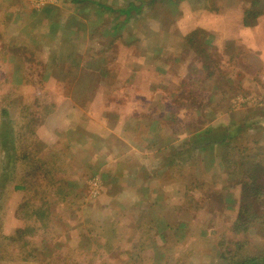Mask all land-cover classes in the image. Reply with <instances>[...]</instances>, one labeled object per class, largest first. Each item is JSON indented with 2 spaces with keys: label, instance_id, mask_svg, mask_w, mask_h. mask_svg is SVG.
<instances>
[{
  "label": "rangeland",
  "instance_id": "obj_1",
  "mask_svg": "<svg viewBox=\"0 0 264 264\" xmlns=\"http://www.w3.org/2000/svg\"><path fill=\"white\" fill-rule=\"evenodd\" d=\"M94 1L0 0V116L8 111L2 119L22 151L44 158L38 167L46 169L43 184L54 175L76 190L68 189L64 201L65 233L74 242L62 247L65 258L59 253L58 263L56 251L45 263L34 247L35 264H70L74 254L80 264H225L220 254L230 257L229 250L237 259L264 255V0ZM128 2L139 9L119 12ZM246 12L248 26L238 34L239 16ZM218 19L235 33L223 31L216 39L206 28ZM224 36L234 44L228 47ZM40 42L47 47H33ZM134 72L141 84L155 86L144 100L131 102L125 91L126 98L118 97L123 91L116 98L103 94V104L128 103L132 113L154 109L152 118L161 117L144 157L117 166L118 173L127 169L132 177L120 178L121 190L114 192L119 189L111 178L92 174L98 159L81 164L74 176H57L66 161L44 153L51 147V129L43 132L41 126L36 137L45 113L64 103L63 93L80 96L92 84L106 89L118 75ZM139 88L134 93L142 94ZM175 93L180 98L168 97ZM182 97L189 108L183 109ZM208 127L229 128L231 139L202 153L197 134ZM173 136L174 147L184 144L162 157L151 150L157 139ZM31 139L37 143L25 145ZM33 173L32 182L42 181L41 171ZM249 199L257 205L242 209ZM49 204L51 216L61 212L63 203ZM236 220L246 226L233 229Z\"/></svg>",
  "mask_w": 264,
  "mask_h": 264
},
{
  "label": "crops",
  "instance_id": "obj_2",
  "mask_svg": "<svg viewBox=\"0 0 264 264\" xmlns=\"http://www.w3.org/2000/svg\"><path fill=\"white\" fill-rule=\"evenodd\" d=\"M31 12L34 13V11ZM243 17L242 15L239 16L238 34L244 28ZM221 23L223 21L218 19L215 24L207 25L210 28H205L210 33L216 34V39L220 37L218 34H222L223 31L227 32L229 30L231 33H235V28L229 27L225 23V27H223ZM225 36L223 38L225 44L228 41H234L233 38L226 39ZM237 38L236 36L234 39ZM2 46L3 42L0 41V48ZM33 47L39 49L46 48L47 46L40 42ZM89 57L91 59V56ZM115 61L121 62V60ZM110 83L111 85L106 86L107 90L100 89V86L97 87L92 84L90 90L87 92L92 93L89 100H87L88 95L85 92L80 96L66 95L65 93L59 95V97L64 99V103L59 101L60 103L52 105L51 109L45 113L42 124L37 129L35 128V131L36 137L39 140L41 137L37 133L38 130H41V126L44 125L43 132H46L47 128L51 129H48L52 134L51 140H49L51 145L42 140L40 141L51 146L44 153H51L52 160L66 161V163L60 164L58 168L60 172L56 174L57 176H62L64 173L74 176V173H77L81 164L90 163V160L98 159L100 163L98 162V167H95V171L93 170L94 173L92 174L99 173L100 176L111 178L114 188L119 189L114 190V192H119L121 187L117 185L121 184L119 181H122V179L120 178L126 177L128 179L129 176L132 177V173L126 168L122 173H118L117 166H121L125 161L132 160L134 162V160H140L144 157L148 149L147 141L150 132L153 129H157L160 132L161 117L158 119L152 118L154 109L141 112L142 110L138 108L135 113H132L133 109L130 110L128 103L119 107L103 104V94L108 95L107 92L114 93L113 97H115L117 96V92L123 91L121 94L118 93V97L126 98V95H124L125 91L129 94V97H132L130 100L134 103L140 100V98L144 100L146 98L145 92H151L149 88H155V86L145 83L141 84L137 72L123 77L118 75ZM112 87L113 89H111ZM138 87H142L139 88L142 94L134 93ZM156 92L157 90L152 93L155 95ZM157 94L160 98L161 92ZM61 103L62 105H60ZM153 120L157 123L152 124ZM47 121L49 126L45 125ZM144 126L147 129L145 131ZM124 137L127 139H124ZM19 141L16 138H12V143L9 144L10 148H12L8 150L10 151L8 158H2L0 154V264H35L37 262L33 258L34 247H39V251H42L39 257L40 260L44 261L45 259V263H48L49 257L56 258L52 252L56 251V261L58 263L59 253L64 251L62 247L64 248L65 242H74L73 234L65 233L64 201L65 193L68 189L72 193H75L76 190L72 186L65 187L60 185L53 187L43 185V182H45L43 175H45L44 170L46 169L38 167L41 166L39 159L42 161L44 158L39 157V154L35 158L34 156H30L27 151H22L19 148V144L22 145L21 141ZM36 143L37 140L31 139L25 145ZM174 145L175 141L173 140L164 139L162 142H158L157 139L150 146L152 147L151 150H155V154L158 157H162L163 148H169ZM91 152L94 154L92 153L93 155H91ZM82 158H85V160H81ZM34 162H37V165ZM33 171H41L42 173V185L39 188L38 186L31 187ZM100 191L102 193L103 189H100ZM59 193H63L60 198ZM38 194L40 199H34ZM59 199L61 202H59ZM55 201L58 207L60 203H63L60 206L61 212L58 210L59 208H56L59 212L51 216L50 211L46 208L50 206L49 202ZM43 203L45 204L42 205ZM40 207L43 208L42 210L45 209L43 213L44 219H48L44 223L42 222L43 216L41 214H32L33 210ZM59 213H61L62 217ZM3 220L5 223H3ZM54 224L57 226L56 230L53 227L49 229V226H54ZM59 226H61L60 230H58ZM43 242H46V244H43ZM63 258L65 257H63L62 253Z\"/></svg>",
  "mask_w": 264,
  "mask_h": 264
},
{
  "label": "trees",
  "instance_id": "obj_3",
  "mask_svg": "<svg viewBox=\"0 0 264 264\" xmlns=\"http://www.w3.org/2000/svg\"><path fill=\"white\" fill-rule=\"evenodd\" d=\"M72 2H74V3H82V2H84V1H86V2H89V3H95L96 4V2L94 1V0H71ZM98 5V7H101V8H104V9H106L107 10V8H105L106 6H104V5H100V4H97ZM139 7L140 6H135L134 4H133V2H128V4L125 6V7H123V8H121V9H119V12H121V13H124V14H126V15H129L130 13H131V10H138L139 9ZM255 15H258V14H255ZM255 15H253L251 18H255L256 16ZM244 17H243V25L244 26H248V23L249 22H247V16H249V13L248 12H246V15H243ZM250 18V19H251ZM203 31V30H202ZM226 44H227V46L228 47H230L232 44H234L232 41H228V42H226ZM203 50H205L206 51V56L208 55L209 57H211V53L208 51L207 52V50L208 49H203ZM184 95V94H183ZM164 96H160V99H158V100H163L162 98H163ZM168 97H170V98H172V97H174V98H176V97H179L180 98V96H178L176 93L175 94H172V95H170V96H168ZM185 97H182V101H180L181 103H182V105H183V109H186V108H189V104L185 101V99H184ZM165 99H166V96H165ZM164 101V100H163ZM165 102V101H164ZM166 104H167V101L165 102ZM8 115V111L6 110V109H3L2 111H1V120H0V122H1V127H0V139H1V144H0V151H1V156H2V158H8L9 157V155H10V151H8L9 149H11L10 148V146H9V144L10 143H12V138H14L13 137V134H14V132H13V129L10 127V126H8V122H7V120H3L2 118L3 117H6ZM177 122H179L180 123V121L179 120H176ZM5 123H7V125L5 124ZM157 122L155 121V120H153L152 121V124H156ZM155 126V125H154ZM176 126V125H175ZM148 129H150V128H148ZM152 129V128H151ZM215 129V130H214ZM145 130H147V129H145V126H144V131ZM228 130H229V128H225V129H222L221 131H219V129L218 128H210V127H208V128H205L204 130H200L199 132H198V137H197V139H198V141L199 140H201V142H197L198 143V147H199V151H201L202 153L205 151V149H206V151L207 150H209V149H211L213 146H214V144H216V143H222V144H227L226 143V141H229L230 139H231V131L230 132H228ZM223 132V136L222 135H220L221 133ZM220 135V136H219ZM174 137V136H173ZM224 137H226V138H224ZM215 138V139H214ZM170 140H171V138H169ZM225 139V140H224ZM213 140V141H212ZM173 141H175L176 142V138L174 137V140ZM224 141V142H223ZM205 142H207V143H205ZM202 143H204V144H202ZM181 144H184V143H180L179 144V146H181ZM179 146H175V147H179ZM174 146H170L169 148H163L164 150H163V153H165V154H167V150L168 149H177V148H175ZM168 157H166V159H167ZM178 159H180L181 160V162L184 160V158H182V157H178ZM8 161V160H7ZM170 163L171 162H174V160H170L169 161ZM179 163V162H178ZM54 171V170H53ZM48 172V171H47ZM51 173H53L52 171H51ZM46 175H48V174H46ZM44 177V176H43ZM48 180H50V182L51 183H48V184H43V185H49V186H53V187H57V186H59V185H61V183L63 182V183H65L66 182V184H63L62 186H67V184H68V182L65 180V182H64V180L62 179V180H59V179H56V177H54V175H50V176H48V178H47ZM65 179V178H64ZM46 180V179H45ZM48 180H47V182H48ZM32 185H31V187H33V186H38V188L42 185V182L40 181H37L36 183H34V182H32L31 183ZM65 186V187H66ZM64 187V188H65ZM34 190V189H33ZM247 190V189H246ZM246 190H242L243 191V193H242V196L243 197H248V195H247V193L245 192ZM242 199V198H241ZM261 199H263V201H264V194H262L261 193ZM249 201L250 202H252V203H246V204H243L242 205V209H243V207L244 206H252V207H254L255 205H257V204H254L253 203V201L252 200H250L249 199ZM46 203V202H45ZM45 203H43L42 205H44ZM43 208H38V209H35V210H33L32 211V214H35V215H39V214H41L42 216H43V220H42V222L44 223L46 220H48V219H44L45 218V216H44V212H45V209L44 210H42ZM49 217V216H48ZM244 226H246V225H244V224H240L239 222H238V220H236V222L234 223V228L233 229H235V230H239V228H243ZM47 227V226H46ZM45 228V227H44ZM69 229V228H68ZM158 236H159V240H163V237L160 235V234H158ZM153 241L154 242H156L154 239H153ZM46 244V242H43V244ZM222 245V244H221ZM66 246H68V244H67V241L65 242V246L64 247H66ZM69 247V246H68ZM230 251L231 250H229V251H227L228 252V254L230 255V257H227L226 256V253L225 252H221L222 254H220V256L222 257V258H224V259H226V260H228L225 264H264V255H262V254H258V255H255V256H246V257H240V258H234V255H235V252H234V250H232L233 252H231V254H230ZM52 252H54V251H52ZM41 253V252H40ZM40 253L38 254V255H40ZM50 254H51V252H50ZM49 254V255H50ZM72 254H74V252L72 251ZM228 255V256H229ZM33 256H34V254H33ZM35 258V257H34ZM79 258V257H78ZM69 263L70 264H80V261L77 259V257H75V254H74V256H72V259H70V261H69Z\"/></svg>",
  "mask_w": 264,
  "mask_h": 264
},
{
  "label": "built area",
  "instance_id": "obj_4",
  "mask_svg": "<svg viewBox=\"0 0 264 264\" xmlns=\"http://www.w3.org/2000/svg\"><path fill=\"white\" fill-rule=\"evenodd\" d=\"M96 184H97V182L93 180V181H92V185H93V186H96Z\"/></svg>",
  "mask_w": 264,
  "mask_h": 264
}]
</instances>
